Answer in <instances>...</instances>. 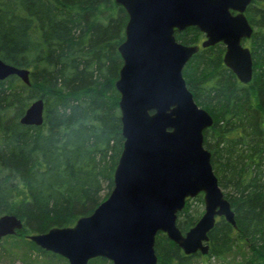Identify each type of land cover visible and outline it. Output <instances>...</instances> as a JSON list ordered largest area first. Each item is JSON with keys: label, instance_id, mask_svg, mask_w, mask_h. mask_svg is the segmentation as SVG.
Segmentation results:
<instances>
[{"label": "trees", "instance_id": "1", "mask_svg": "<svg viewBox=\"0 0 264 264\" xmlns=\"http://www.w3.org/2000/svg\"><path fill=\"white\" fill-rule=\"evenodd\" d=\"M244 14L252 27L243 39L252 57L248 83L224 64L222 42L200 47L182 69L195 102L213 118L203 145L236 225L217 217L206 254L187 255L159 231L157 264H187L235 248L248 251L243 264H264V0H251ZM126 21L114 0H0V58L27 68L30 82L17 75L0 80V215L19 217L23 225L14 235L42 254L61 258L28 234L73 225L113 186L123 143L114 82ZM174 35L184 44L204 38L195 26ZM36 98L44 102L42 124H21ZM195 196L203 203L202 192ZM194 197L177 213L182 232L201 214L191 209ZM92 263L108 260L94 257Z\"/></svg>", "mask_w": 264, "mask_h": 264}, {"label": "water", "instance_id": "2", "mask_svg": "<svg viewBox=\"0 0 264 264\" xmlns=\"http://www.w3.org/2000/svg\"><path fill=\"white\" fill-rule=\"evenodd\" d=\"M127 13L122 58L114 82L119 92L122 149L108 195L73 225L27 235L38 247L87 264L103 257L112 264H157L155 235L163 232L185 254H206L208 232L222 216L235 226L234 211L218 184L203 130L213 122L182 75L200 47L225 46L223 62L243 82L252 76V57L242 44L252 33L244 11L251 0H114ZM195 26L200 44L176 40L174 31ZM17 75L29 84V70L0 58V80ZM44 102L36 98L19 122L40 125ZM203 193L204 209L185 232L177 213L187 197ZM14 214L0 215V239L22 228ZM264 256V254H263Z\"/></svg>", "mask_w": 264, "mask_h": 264}, {"label": "rangeland", "instance_id": "3", "mask_svg": "<svg viewBox=\"0 0 264 264\" xmlns=\"http://www.w3.org/2000/svg\"><path fill=\"white\" fill-rule=\"evenodd\" d=\"M242 44L248 47L244 42ZM223 192H227V190H223ZM194 198L190 200L191 209L192 211H199L202 214L204 205L196 199V196ZM13 236L0 239V264H68L67 260L61 255H59L61 257L59 258L42 254L27 245L19 236H15L14 234ZM246 254H248L247 250L235 248L220 256L209 258L195 256L189 259L187 264H243V257L247 256ZM108 264H112L111 261L108 260Z\"/></svg>", "mask_w": 264, "mask_h": 264}, {"label": "flooded vegetation", "instance_id": "4", "mask_svg": "<svg viewBox=\"0 0 264 264\" xmlns=\"http://www.w3.org/2000/svg\"><path fill=\"white\" fill-rule=\"evenodd\" d=\"M204 37H205V36H204ZM202 40H203V39H202ZM202 40H201V41H202ZM201 41H200V43H201ZM200 43H199V44H200Z\"/></svg>", "mask_w": 264, "mask_h": 264}]
</instances>
